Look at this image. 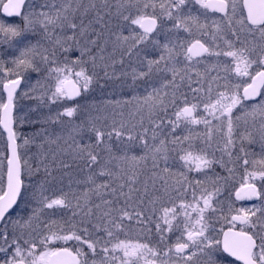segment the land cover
Instances as JSON below:
<instances>
[{
	"label": "snow or ice",
	"instance_id": "obj_1",
	"mask_svg": "<svg viewBox=\"0 0 264 264\" xmlns=\"http://www.w3.org/2000/svg\"><path fill=\"white\" fill-rule=\"evenodd\" d=\"M0 14V264H264V0Z\"/></svg>",
	"mask_w": 264,
	"mask_h": 264
},
{
	"label": "rangeland",
	"instance_id": "obj_2",
	"mask_svg": "<svg viewBox=\"0 0 264 264\" xmlns=\"http://www.w3.org/2000/svg\"><path fill=\"white\" fill-rule=\"evenodd\" d=\"M0 18H3V15L0 14ZM10 22H18V18H8ZM236 82V81H234ZM194 128H196V130H200L198 126H193ZM24 131H30V129H27L25 128ZM178 134H180L179 130H178ZM238 179V178H237ZM238 187V184L236 185ZM255 202V201H253ZM253 202H244V203H238L236 202L237 206H245V207H248V206H251V204ZM225 256L227 257V255L225 254ZM229 261H234L231 257H227L226 260H224L222 262V264H229Z\"/></svg>",
	"mask_w": 264,
	"mask_h": 264
},
{
	"label": "flooded vegetation",
	"instance_id": "obj_3",
	"mask_svg": "<svg viewBox=\"0 0 264 264\" xmlns=\"http://www.w3.org/2000/svg\"><path fill=\"white\" fill-rule=\"evenodd\" d=\"M238 203L253 202V201H237Z\"/></svg>",
	"mask_w": 264,
	"mask_h": 264
},
{
	"label": "water",
	"instance_id": "obj_4",
	"mask_svg": "<svg viewBox=\"0 0 264 264\" xmlns=\"http://www.w3.org/2000/svg\"><path fill=\"white\" fill-rule=\"evenodd\" d=\"M235 259V258H234Z\"/></svg>",
	"mask_w": 264,
	"mask_h": 264
}]
</instances>
